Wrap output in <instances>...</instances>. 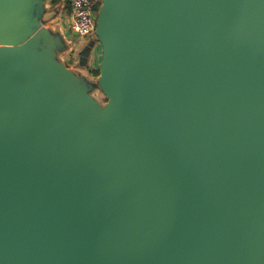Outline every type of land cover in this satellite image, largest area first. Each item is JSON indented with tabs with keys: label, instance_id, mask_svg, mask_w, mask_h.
<instances>
[{
	"label": "water",
	"instance_id": "1",
	"mask_svg": "<svg viewBox=\"0 0 264 264\" xmlns=\"http://www.w3.org/2000/svg\"><path fill=\"white\" fill-rule=\"evenodd\" d=\"M50 2L0 0V264H264V0H101L74 67Z\"/></svg>",
	"mask_w": 264,
	"mask_h": 264
},
{
	"label": "built area",
	"instance_id": "2",
	"mask_svg": "<svg viewBox=\"0 0 264 264\" xmlns=\"http://www.w3.org/2000/svg\"><path fill=\"white\" fill-rule=\"evenodd\" d=\"M70 13L64 22L66 37L71 41L70 60H77V50L90 39H96V25L101 0H70ZM100 53L95 52L92 66L97 68ZM98 62V63H97ZM99 66V65H98Z\"/></svg>",
	"mask_w": 264,
	"mask_h": 264
},
{
	"label": "crops",
	"instance_id": "3",
	"mask_svg": "<svg viewBox=\"0 0 264 264\" xmlns=\"http://www.w3.org/2000/svg\"><path fill=\"white\" fill-rule=\"evenodd\" d=\"M70 0H58L56 3H53V0L49 3V10L45 13L43 20L47 21L46 26L51 27L54 29H60L62 28L65 37H66V29L64 22L68 20L69 13H70ZM67 38V37H66ZM97 56L100 53L99 48L96 49ZM64 58H68V61L70 60V53L67 54ZM68 61L66 62L68 64ZM98 63V62H97ZM98 68V64H96ZM93 66L88 70V72H95V69H97Z\"/></svg>",
	"mask_w": 264,
	"mask_h": 264
},
{
	"label": "rangeland",
	"instance_id": "4",
	"mask_svg": "<svg viewBox=\"0 0 264 264\" xmlns=\"http://www.w3.org/2000/svg\"><path fill=\"white\" fill-rule=\"evenodd\" d=\"M64 59H65V62L68 61V58H64ZM75 63H76V61L74 63L71 60L68 61V65L69 66H73L74 67ZM99 63H100V58H99ZM99 63H98V65H99ZM83 71H84L85 74H88V73L91 74L92 73V76H96V74H98V73L88 72L87 70H83ZM98 96L101 98L102 101L106 100L103 94L98 93Z\"/></svg>",
	"mask_w": 264,
	"mask_h": 264
},
{
	"label": "trees",
	"instance_id": "5",
	"mask_svg": "<svg viewBox=\"0 0 264 264\" xmlns=\"http://www.w3.org/2000/svg\"><path fill=\"white\" fill-rule=\"evenodd\" d=\"M58 0H53V3H56ZM96 73H98V72H96Z\"/></svg>",
	"mask_w": 264,
	"mask_h": 264
}]
</instances>
